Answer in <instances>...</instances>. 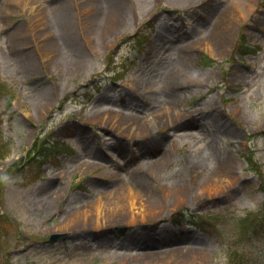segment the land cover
Masks as SVG:
<instances>
[{
	"label": "rangeland",
	"instance_id": "374dc122",
	"mask_svg": "<svg viewBox=\"0 0 264 264\" xmlns=\"http://www.w3.org/2000/svg\"><path fill=\"white\" fill-rule=\"evenodd\" d=\"M0 81V264H264V0H0Z\"/></svg>",
	"mask_w": 264,
	"mask_h": 264
},
{
	"label": "bare ground",
	"instance_id": "6f19581e",
	"mask_svg": "<svg viewBox=\"0 0 264 264\" xmlns=\"http://www.w3.org/2000/svg\"><path fill=\"white\" fill-rule=\"evenodd\" d=\"M235 5H236V3H234V5H232L231 7H229L228 9V11H229V13H226V12H224V10H223V12H219L217 15H216V23H215V26L212 28L213 30V32H215V33H213V36L215 37V41L216 42H218V41H220V39L218 38L219 37V34L218 33H221V30L224 28V27H226L227 26V21L228 20H226L227 18H226V16H227V14L229 15V20L231 21V20H235L236 18H237V15H236V13H235ZM112 7H110V9L108 10H106L105 11V13H108L109 12V16H110V12L112 13L113 12V15L115 16L117 13H120V11H119V9L117 8V6H116V4H114V3H112V5H111ZM2 7V6H1ZM4 9H5V6L3 5V8H2V10L4 11ZM67 10H68V8L67 7H65L63 4L61 5V7H60V9H59V12H60V16H61V19H60V22H61V24H62V27L63 28H65L64 30H66V33H68V25L71 23L70 22V18L68 17L69 16V12H67ZM226 10V9H225ZM234 11V16L235 17H233V16H230V14L232 13ZM119 15V14H118ZM118 17V16H117ZM110 22H112V21H110ZM222 25V26H221ZM69 31L71 32V30L69 29ZM223 31H225V29H223ZM218 32V33H217ZM226 32V31H225ZM20 36V32L17 30V29H13L11 32H10V37H9V39H10V41L12 42V47H13V49H12V51H13V53H12V55L15 57V58H17V59H19V60H21V61H26L27 59H29L30 58V53L29 52H25V53H23V54H21L18 50H15L14 49V47L16 46V44L17 43H19L18 41H19V37ZM217 38H218V41H217ZM51 48V46H50V44H48V43H45V44H43V49H41V50H51L50 49ZM15 50V51H14ZM35 50H38V48H35ZM169 77V81L171 82L172 81V78H170L171 76L169 75L168 76ZM192 113L193 112H190V113H188L187 115H185V116H188V117H191V118H193V115H192ZM96 115V114H95ZM145 129H146V127H145ZM229 161L227 160V159H224L223 160V162H222V164H225V165H227V164H229L228 163ZM146 179H147V177H146V175L145 176H139V177H135V175H134V177H131V181H136V180H138V181H143L144 183L146 182ZM186 184L188 185V183L186 182ZM189 188H191V186H189ZM207 190L210 192V193H214V194H216V193H219L220 191H222V190H225V187H223V185H216L215 183H211L210 184V186H208V188H207ZM138 192H140L139 190H138ZM182 196H186V195H189V193H190V190L188 189V188H186L184 191L182 190ZM125 204L127 203L128 205H130V207L133 209L134 207H138L139 206V204L140 203H137V205H136V202H134V201H130V200H125L124 199V201H123ZM181 252H183V250H181V249H179V248H175V249H169V250H159V251H146V252H142V253H140V255L141 256H144V257H146V258H156L157 256H164V255H166V256H168V255H170V256H179V254H181ZM184 253V252H183ZM182 255V254H181Z\"/></svg>",
	"mask_w": 264,
	"mask_h": 264
},
{
	"label": "trees",
	"instance_id": "16d2710c",
	"mask_svg": "<svg viewBox=\"0 0 264 264\" xmlns=\"http://www.w3.org/2000/svg\"><path fill=\"white\" fill-rule=\"evenodd\" d=\"M243 45L244 44H241L240 43V45H239V50L243 53V52H245V49H243ZM5 87H7V85L4 83V82H1L0 81V89L1 88H5ZM2 146H4V143H0V147H2ZM6 148V147H5ZM8 149V148H7ZM7 149H5V151L3 152V153H1L0 154V157H2V156H4L6 153H7ZM17 164V163H16ZM0 184H1V179H0ZM1 189V188H0ZM263 208H264V205H263ZM2 220H8V217L6 216V215H3V214H0V222L2 221ZM0 237H1V235H0Z\"/></svg>",
	"mask_w": 264,
	"mask_h": 264
},
{
	"label": "water",
	"instance_id": "95a60500",
	"mask_svg": "<svg viewBox=\"0 0 264 264\" xmlns=\"http://www.w3.org/2000/svg\"><path fill=\"white\" fill-rule=\"evenodd\" d=\"M56 236H58V235H56V234H53V235H51V238H55Z\"/></svg>",
	"mask_w": 264,
	"mask_h": 264
}]
</instances>
